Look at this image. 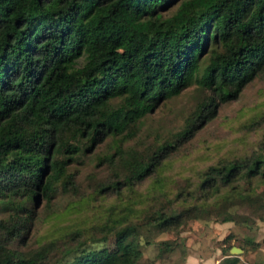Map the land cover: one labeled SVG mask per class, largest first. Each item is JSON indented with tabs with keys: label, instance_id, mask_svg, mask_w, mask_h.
Wrapping results in <instances>:
<instances>
[{
	"label": "trees",
	"instance_id": "trees-1",
	"mask_svg": "<svg viewBox=\"0 0 264 264\" xmlns=\"http://www.w3.org/2000/svg\"><path fill=\"white\" fill-rule=\"evenodd\" d=\"M263 74L264 0H0V264H136L131 214L142 199L147 228L212 213L264 219L263 106L244 125L257 138L201 169L194 187L170 191L156 179L151 190L165 203L145 204L149 190L113 201L97 225L65 229L59 239L75 242L57 256L54 240L23 247L34 203L75 190L71 164L107 137L112 150L96 157L112 173L97 191L138 192L220 102ZM191 83L201 97L180 128L142 150L123 145L145 114ZM226 246L220 262L236 264Z\"/></svg>",
	"mask_w": 264,
	"mask_h": 264
},
{
	"label": "rangeland",
	"instance_id": "rangeland-1",
	"mask_svg": "<svg viewBox=\"0 0 264 264\" xmlns=\"http://www.w3.org/2000/svg\"><path fill=\"white\" fill-rule=\"evenodd\" d=\"M174 7L175 3L170 9ZM200 97L201 93L196 84L191 83L180 93L164 99L141 118L136 133L125 137L123 145L142 150L153 140L169 137L181 127L184 117ZM263 106L264 74L248 81L235 98L220 102L215 116L203 123L190 139L174 149L156 172L138 182L135 185L138 192L134 193L126 187L119 193L97 191L98 184L106 181L112 173L110 167L97 162L96 157L103 150L110 149V139L107 137L92 152H88L82 161L71 164L76 182L75 190H58L48 202L40 198L34 203L32 208L37 218L23 247H35L37 242L54 240L56 249L52 254L59 255L58 250L66 243L75 242V239L67 237L63 241L59 239L65 229H90L105 219L103 217H106L108 207L113 201L130 202L134 198L135 201H140V195L136 194L147 193L148 190L151 194L156 179L160 180L163 189L170 191L186 186L187 182L191 185L189 188L194 187L197 184V173L201 169L257 138L259 131L247 130L244 125ZM154 191L156 192H153L152 198L147 199L145 204L150 206L165 203V195H160L158 190ZM136 205L137 211H133L131 216L137 227L130 234L136 239L142 252L136 264H207L209 259L216 256L218 264H224L220 262L223 257L220 252L222 247L239 246L238 244L244 245L245 250L242 247L238 253L228 250L231 255L240 254V261L236 264H264V219L255 216L249 222L222 221L219 215L212 213L188 219L178 227L158 229L150 225L147 228L146 217L140 212L142 207L146 208L143 206V199ZM241 211L248 212L246 209ZM228 234L231 235L226 240L225 236ZM250 237L256 242L254 246L246 240ZM110 238L113 239L114 236ZM162 240L170 243L163 244ZM110 244L113 246V243Z\"/></svg>",
	"mask_w": 264,
	"mask_h": 264
},
{
	"label": "crops",
	"instance_id": "crops-1",
	"mask_svg": "<svg viewBox=\"0 0 264 264\" xmlns=\"http://www.w3.org/2000/svg\"><path fill=\"white\" fill-rule=\"evenodd\" d=\"M221 255H224V254H221ZM238 255V254H237ZM239 256V258H240V254L238 255ZM238 261H240V260H238ZM237 261V262H238ZM219 263V260H218V258H217V256H216V258L215 257H213V259L211 258V259H209V262L207 263V264H218Z\"/></svg>",
	"mask_w": 264,
	"mask_h": 264
},
{
	"label": "water",
	"instance_id": "water-1",
	"mask_svg": "<svg viewBox=\"0 0 264 264\" xmlns=\"http://www.w3.org/2000/svg\"><path fill=\"white\" fill-rule=\"evenodd\" d=\"M229 249L231 252H236V253H238L239 251L242 250V248L237 246V245H231V247Z\"/></svg>",
	"mask_w": 264,
	"mask_h": 264
}]
</instances>
